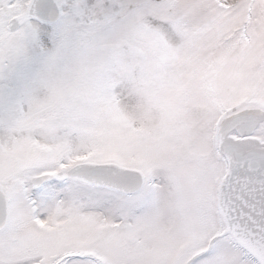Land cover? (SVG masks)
Returning a JSON list of instances; mask_svg holds the SVG:
<instances>
[{
    "label": "snow or ice",
    "instance_id": "snow-or-ice-1",
    "mask_svg": "<svg viewBox=\"0 0 264 264\" xmlns=\"http://www.w3.org/2000/svg\"><path fill=\"white\" fill-rule=\"evenodd\" d=\"M0 264H264V0H0Z\"/></svg>",
    "mask_w": 264,
    "mask_h": 264
}]
</instances>
